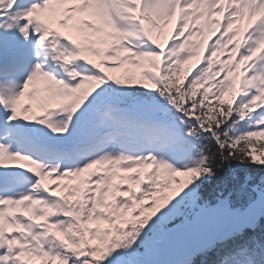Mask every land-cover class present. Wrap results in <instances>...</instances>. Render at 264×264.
I'll list each match as a JSON object with an SVG mask.
<instances>
[{"label": "snow or ice", "instance_id": "6c2138e0", "mask_svg": "<svg viewBox=\"0 0 264 264\" xmlns=\"http://www.w3.org/2000/svg\"><path fill=\"white\" fill-rule=\"evenodd\" d=\"M0 264H264V0H0Z\"/></svg>", "mask_w": 264, "mask_h": 264}, {"label": "bare ground", "instance_id": "6f19581e", "mask_svg": "<svg viewBox=\"0 0 264 264\" xmlns=\"http://www.w3.org/2000/svg\"><path fill=\"white\" fill-rule=\"evenodd\" d=\"M74 17H80V13H73L72 14ZM54 26H56V27H58L57 25H54ZM72 27H74V29H72ZM60 30V29H59ZM79 30V31H78ZM80 30H83L84 32H87V31H85L80 25H78V26H73V22H71V26H70V30L68 31L69 32V34H71V35H74L72 32H74V33H76V35H78L79 36V34H80Z\"/></svg>", "mask_w": 264, "mask_h": 264}, {"label": "rangeland", "instance_id": "374dc122", "mask_svg": "<svg viewBox=\"0 0 264 264\" xmlns=\"http://www.w3.org/2000/svg\"><path fill=\"white\" fill-rule=\"evenodd\" d=\"M83 15H84V14H83ZM85 17H88L87 14H86ZM170 31H171L170 28H166V29L164 30V32L167 33V34H168ZM164 40H165V39H164ZM194 62H195V63H194ZM197 63H198V62L194 59V60H190V61H188L187 65H185V66H189L188 68H191V67H194ZM186 69H187V68H186ZM122 72H123V69L121 68V69H117V71H116L114 74H115V75H121Z\"/></svg>", "mask_w": 264, "mask_h": 264}]
</instances>
